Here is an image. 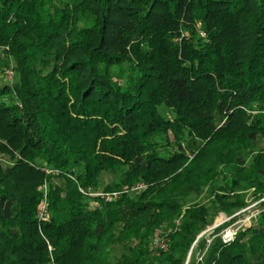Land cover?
<instances>
[{
    "label": "trees",
    "instance_id": "obj_1",
    "mask_svg": "<svg viewBox=\"0 0 264 264\" xmlns=\"http://www.w3.org/2000/svg\"><path fill=\"white\" fill-rule=\"evenodd\" d=\"M0 156V264H264V0H0Z\"/></svg>",
    "mask_w": 264,
    "mask_h": 264
},
{
    "label": "rangeland",
    "instance_id": "obj_2",
    "mask_svg": "<svg viewBox=\"0 0 264 264\" xmlns=\"http://www.w3.org/2000/svg\"><path fill=\"white\" fill-rule=\"evenodd\" d=\"M2 56H4V55H2ZM3 59H6V63L9 65V67H3V72L5 73V71L11 69V66H12L13 63H12V60H10L8 58H4L3 57ZM13 73L15 74L14 70H13ZM14 74H13V79H14ZM0 157H1L0 159H2V162H6V160H7L6 157H3V156H0ZM203 200H204V196L200 197V198H197V199H193L192 202L200 203V202H203ZM263 200L264 199H261V200L256 201V202H250L251 198H249V194H248L247 197H246V202H248V207L243 209V210H241L239 213H236L234 215V216L238 217V215L241 214V216H239L235 222H233L231 225L227 226L225 229L222 230V232L220 233L221 237L229 238L232 235H234L233 234L234 232L238 231L239 229H243L244 227L249 226L251 221L256 218V215H257V213L259 211L256 208L257 204L260 203ZM229 221H230V218H227L223 213H219L215 217L212 225H210L200 235L205 234V233H207V235H209L213 229L217 228L218 226H220V225H222L224 223H228ZM189 260H190V257L188 256L186 264H188Z\"/></svg>",
    "mask_w": 264,
    "mask_h": 264
},
{
    "label": "built area",
    "instance_id": "obj_3",
    "mask_svg": "<svg viewBox=\"0 0 264 264\" xmlns=\"http://www.w3.org/2000/svg\"><path fill=\"white\" fill-rule=\"evenodd\" d=\"M13 74H14L13 73V69L11 67V69L5 71V74H4L5 80L7 82L11 83L13 81ZM142 188H143V186L141 184H138V185H136L134 187L133 190L140 191V190H142ZM43 191H44L43 203H42V205L40 206V209L37 212V216L41 220H45L46 217H47L46 216V199H45V191H46V189H45V186H43ZM105 196H106L107 199L110 197V195H105ZM105 196H102V197H105ZM113 196H115V195H113ZM175 224H178V222L175 223ZM158 232L159 231H157L153 235V237H152V239L150 241L149 247H148L149 251L151 253H153V254H158L159 252L165 251L167 249V246H168V240L165 239L163 236H160L158 234ZM232 237H233V235L231 237H229V238H223V237H221V238H222L223 242L227 243V242H229L232 239ZM49 250H50V247H49Z\"/></svg>",
    "mask_w": 264,
    "mask_h": 264
}]
</instances>
